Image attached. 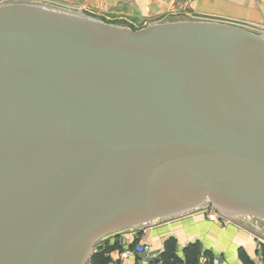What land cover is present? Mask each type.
I'll return each instance as SVG.
<instances>
[{"label": "water", "instance_id": "95a60500", "mask_svg": "<svg viewBox=\"0 0 264 264\" xmlns=\"http://www.w3.org/2000/svg\"><path fill=\"white\" fill-rule=\"evenodd\" d=\"M208 206L264 222V35L0 3V264Z\"/></svg>", "mask_w": 264, "mask_h": 264}, {"label": "crops", "instance_id": "0c3cea01", "mask_svg": "<svg viewBox=\"0 0 264 264\" xmlns=\"http://www.w3.org/2000/svg\"><path fill=\"white\" fill-rule=\"evenodd\" d=\"M45 5L60 9H72L91 13L95 17L106 15H127L149 20L173 18L174 14L191 11L197 16L208 18L209 22L235 26L254 35H264V0H42ZM41 3V2H40ZM137 16V17H136ZM168 17V18H169ZM207 21V22H208ZM174 22H194L192 20ZM199 22V20H197ZM203 22V21H202ZM232 22L238 23V25ZM206 207L185 216L161 220L140 229L121 232L104 238L110 244L117 241L121 250L110 253V264H140L139 256L121 258L126 250H137L142 245L150 252L160 255L165 249V242H175V254L184 261V249L198 244L202 253L199 263L211 262L218 258L222 264H243L240 253L251 264H264L263 221L240 217L227 219L226 223L209 221ZM263 222V223H262ZM198 263V264H199Z\"/></svg>", "mask_w": 264, "mask_h": 264}, {"label": "trees", "instance_id": "16d2710c", "mask_svg": "<svg viewBox=\"0 0 264 264\" xmlns=\"http://www.w3.org/2000/svg\"><path fill=\"white\" fill-rule=\"evenodd\" d=\"M121 250V246L116 241L112 244L110 242L101 243L100 247L94 248L95 253L91 254L88 264L93 262L94 264H110L111 259L109 257L110 253L113 251ZM202 250L198 244L189 245L184 249L185 264H198L199 256L201 255ZM262 255L264 260V248L262 249ZM159 259L163 264H176L180 262V259L175 254V242L170 239L165 242L164 251L158 255ZM240 259L243 264H251L248 258L240 253Z\"/></svg>", "mask_w": 264, "mask_h": 264}, {"label": "rangeland", "instance_id": "374dc122", "mask_svg": "<svg viewBox=\"0 0 264 264\" xmlns=\"http://www.w3.org/2000/svg\"><path fill=\"white\" fill-rule=\"evenodd\" d=\"M12 1H27V2H31V1H34V2H37V3H43L42 0H0V3H7V2H12ZM180 1V0H179ZM181 2V1H180ZM64 10H67V11H70V12H77L75 10H72V9H64ZM86 16L88 17H92V18H95L97 20H100L102 21L103 23L105 24H108V25H112V26H118V27H122V28H126V29H130V30H139V29H143L149 25H154V23H161L163 24V22H167V23H171L170 21L171 20H177V21H187V20H192L194 22H197V20H199V22H207L209 19L206 18V17H203L205 15H200V16H197L195 13L191 12V11H186L185 14L181 15V14H174L173 15V18L169 17V15H167V19H165L164 21H144L141 17L140 18H135L134 16H127V15H106L104 18H98V17H95L96 15H93L91 13H84ZM137 17V16H136ZM169 17V18H168ZM209 22V21H208ZM233 24L235 25H238V23L236 22H232ZM213 209V207H211ZM263 223V222H262ZM264 225V223H263ZM109 238V237H108ZM102 241H104V239H101L99 241L96 242L94 248L96 247H100V244L102 243ZM117 242V241H116ZM118 243V242H117ZM95 251L94 249L92 250L91 254H94ZM91 256V255H90ZM88 264V262H87ZM89 264H94L93 262H90Z\"/></svg>", "mask_w": 264, "mask_h": 264}, {"label": "built area", "instance_id": "2783aa9c", "mask_svg": "<svg viewBox=\"0 0 264 264\" xmlns=\"http://www.w3.org/2000/svg\"><path fill=\"white\" fill-rule=\"evenodd\" d=\"M206 216L209 221L219 222L220 224L226 223L227 219L221 217L211 206L206 207ZM121 258H127L129 256H139L140 264H163L159 259V256L150 252L149 247L146 245L140 246L137 250H126L120 254ZM176 264H185L184 261H180ZM199 264H222L220 259L215 258L211 262H201Z\"/></svg>", "mask_w": 264, "mask_h": 264}, {"label": "flooded vegetation", "instance_id": "af4514ba", "mask_svg": "<svg viewBox=\"0 0 264 264\" xmlns=\"http://www.w3.org/2000/svg\"><path fill=\"white\" fill-rule=\"evenodd\" d=\"M12 2H14V1H12ZM29 2H30V1H29ZM31 2H34V1H31ZM81 12H82V11H81ZM82 13H83V12H82ZM157 20H158V21H161V19H159V18H157V17L154 18V19H149V20H144V21H157ZM158 21H157V22H158ZM161 23H162V22H161ZM161 23H159V22H158V23H154V25L161 24ZM164 23H167V22H163V24H164ZM151 25H152V24H151ZM149 26H150V25H149ZM115 235H116V234H115ZM111 236H114V235H111ZM109 237H110V236H109Z\"/></svg>", "mask_w": 264, "mask_h": 264}]
</instances>
